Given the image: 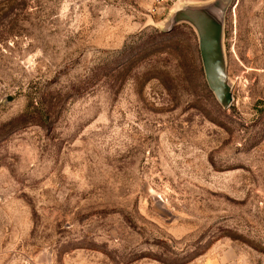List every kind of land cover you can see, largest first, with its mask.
Masks as SVG:
<instances>
[{
	"label": "rangeland",
	"instance_id": "374dc122",
	"mask_svg": "<svg viewBox=\"0 0 264 264\" xmlns=\"http://www.w3.org/2000/svg\"><path fill=\"white\" fill-rule=\"evenodd\" d=\"M0 264H264V0H0Z\"/></svg>",
	"mask_w": 264,
	"mask_h": 264
},
{
	"label": "water",
	"instance_id": "95a60500",
	"mask_svg": "<svg viewBox=\"0 0 264 264\" xmlns=\"http://www.w3.org/2000/svg\"><path fill=\"white\" fill-rule=\"evenodd\" d=\"M186 21L198 36V49L208 88L222 107L230 102V88L225 73L220 35L222 19L211 6L185 8L175 12L172 23Z\"/></svg>",
	"mask_w": 264,
	"mask_h": 264
}]
</instances>
